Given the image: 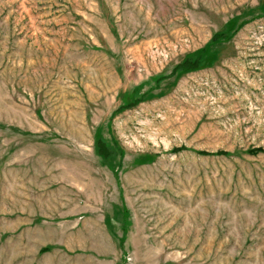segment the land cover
Instances as JSON below:
<instances>
[{"label":"rangeland","instance_id":"1","mask_svg":"<svg viewBox=\"0 0 264 264\" xmlns=\"http://www.w3.org/2000/svg\"><path fill=\"white\" fill-rule=\"evenodd\" d=\"M0 264H264V0H0Z\"/></svg>","mask_w":264,"mask_h":264},{"label":"trees","instance_id":"2","mask_svg":"<svg viewBox=\"0 0 264 264\" xmlns=\"http://www.w3.org/2000/svg\"><path fill=\"white\" fill-rule=\"evenodd\" d=\"M196 65V60L193 61H189V60H185L179 67H181L182 69H188V68H192L195 67ZM135 103L138 102V100L134 101ZM102 141L97 139L96 140V146H97V153L101 154V155H105L104 151H103V145H102Z\"/></svg>","mask_w":264,"mask_h":264}]
</instances>
